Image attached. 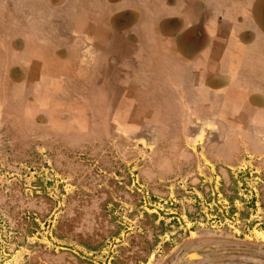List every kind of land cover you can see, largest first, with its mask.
<instances>
[{
  "label": "rangeland",
  "instance_id": "374dc122",
  "mask_svg": "<svg viewBox=\"0 0 264 264\" xmlns=\"http://www.w3.org/2000/svg\"><path fill=\"white\" fill-rule=\"evenodd\" d=\"M8 66L0 264H264V137H179L156 106L149 122L111 121L77 80L50 103Z\"/></svg>",
  "mask_w": 264,
  "mask_h": 264
},
{
  "label": "crops",
  "instance_id": "0c3cea01",
  "mask_svg": "<svg viewBox=\"0 0 264 264\" xmlns=\"http://www.w3.org/2000/svg\"><path fill=\"white\" fill-rule=\"evenodd\" d=\"M261 1L0 0V58L50 103L77 80L81 103L110 106L111 121L149 122L156 106L179 137H254L264 129Z\"/></svg>",
  "mask_w": 264,
  "mask_h": 264
},
{
  "label": "flooded vegetation",
  "instance_id": "af4514ba",
  "mask_svg": "<svg viewBox=\"0 0 264 264\" xmlns=\"http://www.w3.org/2000/svg\"><path fill=\"white\" fill-rule=\"evenodd\" d=\"M227 131V130H226ZM221 131V130H212V131H209V130H206V132L205 133H207V134H209V133H211V134H213L212 135V137H211V140L214 138V139H216L217 137L215 136V134H218V133H224L225 135H228L230 132L232 133V132H234V131ZM255 131V136L254 137H249V139H253V140H263V137H264V135H262L261 133L264 131V129H259V130H254ZM254 133V132H253ZM252 133V134H253ZM231 138H233V137H231ZM236 140V139H235ZM208 142H209V140H208ZM232 143H234L233 141H232ZM231 143V144H232Z\"/></svg>",
  "mask_w": 264,
  "mask_h": 264
}]
</instances>
